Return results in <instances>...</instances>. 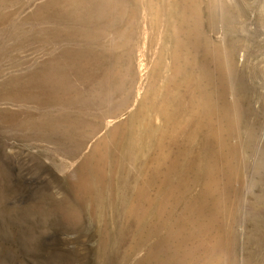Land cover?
Wrapping results in <instances>:
<instances>
[{
  "label": "rangeland",
  "instance_id": "rangeland-1",
  "mask_svg": "<svg viewBox=\"0 0 264 264\" xmlns=\"http://www.w3.org/2000/svg\"><path fill=\"white\" fill-rule=\"evenodd\" d=\"M48 1L0 0V264H138L200 190L204 154L187 111L189 95L184 85L172 90L183 125L163 153L181 151L192 170L176 186L159 222L160 190L143 174L154 167L148 161L153 148L141 143L130 149L127 127L141 105L148 110L170 74L163 26L152 27L141 4L134 5L124 52L132 75L125 92L114 97L108 95L114 83L109 85L106 73L113 67L104 60L50 74L51 59L63 47L84 45L41 34L37 9ZM262 1L197 0L200 29L196 48L188 52L189 76L199 75L209 51L211 88L227 110L223 140L233 166L228 184L227 176H220L221 186L229 188L216 264H264ZM156 59L161 66L153 76ZM46 78L52 81L44 88ZM110 99L124 106L115 120L99 111ZM149 120L160 125L156 117ZM100 140L102 175L76 189L80 165ZM139 189L156 200L141 222L127 213Z\"/></svg>",
  "mask_w": 264,
  "mask_h": 264
},
{
  "label": "bare ground",
  "instance_id": "bare-ground-1",
  "mask_svg": "<svg viewBox=\"0 0 264 264\" xmlns=\"http://www.w3.org/2000/svg\"><path fill=\"white\" fill-rule=\"evenodd\" d=\"M262 7L264 1H262ZM141 4L152 27L163 26L164 44L169 56V72L162 90L153 94V101L147 111L142 105L128 118L127 146L135 149L141 143L150 145L153 153L148 161L153 164L143 171L144 177L158 184L160 198L156 203V217L165 220L176 195L178 184L192 170L191 163L183 158L181 151L163 149L166 144L173 146L175 130L183 124L178 116V101L172 96L175 86L184 85L190 103L187 111L194 132L202 137L203 175L199 183L196 200H190L179 215L170 223L165 236L152 246L138 264H216L220 246L221 214L224 198L229 185L221 186L220 176H227L229 183L233 166L226 153L223 140L226 108L218 102L211 88L212 74L209 66L212 60L207 51L199 75L189 76L192 62L189 49L196 48L199 34V12L197 0H49L37 9L43 25L41 34L68 43H82L83 47L66 46L51 59L48 71L63 74L65 71H79L90 68L104 60L112 70H107L109 85L113 87L108 95L114 97L125 92L131 77V66L125 62V47L130 40V19L132 8ZM156 59L151 75L160 68ZM52 79H44L43 87ZM96 83L95 94L101 85ZM160 97L158 98V96ZM149 99V91L144 94ZM113 100L101 102L100 113L108 120H115L123 113ZM147 115V117H146ZM156 117L160 125H154ZM123 125L109 131L114 136ZM102 140L97 142L91 153L80 165L81 173L74 187L84 190L91 181L102 175ZM163 159V160H162ZM182 159H184L182 161ZM162 160V161H161ZM143 189L137 191L127 211L137 221H145L149 207L156 202Z\"/></svg>",
  "mask_w": 264,
  "mask_h": 264
}]
</instances>
